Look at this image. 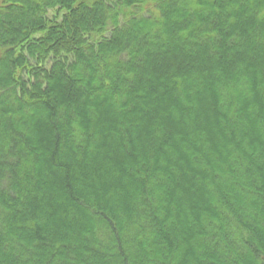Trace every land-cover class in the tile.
Here are the masks:
<instances>
[{
	"label": "trees",
	"instance_id": "1",
	"mask_svg": "<svg viewBox=\"0 0 264 264\" xmlns=\"http://www.w3.org/2000/svg\"><path fill=\"white\" fill-rule=\"evenodd\" d=\"M0 264H264V0H0Z\"/></svg>",
	"mask_w": 264,
	"mask_h": 264
}]
</instances>
